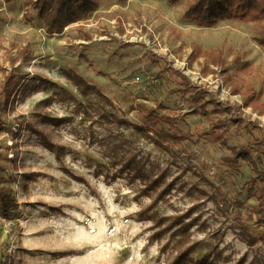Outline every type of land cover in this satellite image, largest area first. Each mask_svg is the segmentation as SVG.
Segmentation results:
<instances>
[{"label": "rangeland", "instance_id": "374dc122", "mask_svg": "<svg viewBox=\"0 0 264 264\" xmlns=\"http://www.w3.org/2000/svg\"><path fill=\"white\" fill-rule=\"evenodd\" d=\"M26 1L0 0V85L7 73L18 80L8 104L0 94V187L15 202L10 218L0 215V264H169L193 242L194 258L264 264L251 166L227 159L230 146L262 150L254 139H264V115L242 98L256 91L264 103L263 24L198 26L183 17L187 0H100L91 17L49 34ZM196 46L222 50L239 93L203 54L191 59ZM179 72L222 105H242L246 121L192 113ZM150 110L170 115L184 140L161 146L138 131L132 124L151 136L168 128Z\"/></svg>", "mask_w": 264, "mask_h": 264}, {"label": "trees", "instance_id": "16d2710c", "mask_svg": "<svg viewBox=\"0 0 264 264\" xmlns=\"http://www.w3.org/2000/svg\"><path fill=\"white\" fill-rule=\"evenodd\" d=\"M181 1L182 0H166V2L171 6L181 3ZM187 1L183 17L185 20L192 21L198 26L213 27L223 20L236 19L240 21L262 23L264 27V0ZM26 5L35 11L37 18L45 25L47 33L61 34L70 24L77 23L91 17L99 9L100 0H27ZM86 37L90 38L89 35H86ZM257 40L264 46V37L258 38ZM21 53L25 55L26 48L23 49ZM202 54L206 57V59L210 60L213 65L221 68V72L224 73L226 79L232 86V91L234 93H239V87L230 72V64H228L222 50L212 49L203 51L200 46H196L190 57L193 60L198 55ZM234 62L241 64L245 70L250 66V62L248 60H242L239 55L235 57ZM65 73L82 93L87 95V93L95 92L101 100L105 101L107 104L113 105V101L107 95L101 92L99 88L89 83L82 75L74 70H65ZM179 75L185 84V90L187 92H194L190 96L193 107L192 113H199L207 117L211 114H217L220 116L228 114L229 120L235 124H242L246 121L244 113L239 111L240 108L243 107L242 105L228 103L224 106L208 89L198 88L196 86L193 87L190 85V81L186 75L181 72H179ZM16 78L15 74L7 73L4 81L0 85V94L5 96L6 104L10 101L13 93V85L17 84L18 80ZM242 103L244 107H251L253 111L260 115H264V103L260 101L256 91H252L250 94L243 96ZM149 115L155 123H162L167 125L168 128L166 129L163 127L157 129V136H151L148 134V131L144 126L137 124L132 125H134L138 131L144 135H148V137L161 146H163L167 141L179 143L184 140V136L178 129L177 122L174 121L170 115L163 114L162 116H158L155 110H150ZM102 117L105 118L106 121H118L119 123L127 125L131 124L127 120L117 118L115 115L110 117V115L105 113ZM251 123L255 129H261L260 121H254ZM224 126V122L220 120L214 125V128L220 129ZM254 143L262 149L257 152L255 157L244 147L237 148L236 146H230V155L227 159L232 164L239 163L240 161L250 164L252 176L248 181V186L249 188H255L259 194L257 198L259 207L257 221L264 224V139H254ZM47 145L52 147L50 141H48ZM259 183H262V185ZM155 184L156 181L152 182L149 189H156L152 188L155 187ZM14 205L15 202L10 193L2 190L0 187V215L4 218H10ZM177 219L178 220L174 222L180 223V227L186 229L187 225L183 223V219ZM156 222L159 221L156 220ZM174 222H170L167 229H171ZM259 239L264 246V235ZM255 242L256 240L254 239L252 243ZM182 247L183 248H180L177 251L175 257L172 258L169 264H214V259H211L209 254H206L201 258H194L192 256V253L199 248V242L183 244ZM235 264H243V259H240Z\"/></svg>", "mask_w": 264, "mask_h": 264}, {"label": "built area", "instance_id": "2783aa9c", "mask_svg": "<svg viewBox=\"0 0 264 264\" xmlns=\"http://www.w3.org/2000/svg\"><path fill=\"white\" fill-rule=\"evenodd\" d=\"M139 80H141V77H140V76H137V77L135 78V81L137 82V81H139Z\"/></svg>", "mask_w": 264, "mask_h": 264}]
</instances>
